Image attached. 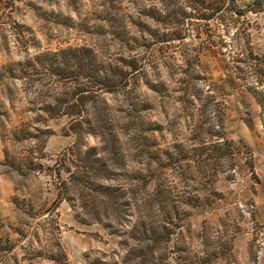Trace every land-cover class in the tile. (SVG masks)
<instances>
[{
	"label": "clouds",
	"instance_id": "clouds-1",
	"mask_svg": "<svg viewBox=\"0 0 264 264\" xmlns=\"http://www.w3.org/2000/svg\"><path fill=\"white\" fill-rule=\"evenodd\" d=\"M0 264H264V0H0Z\"/></svg>",
	"mask_w": 264,
	"mask_h": 264
},
{
	"label": "rangeland",
	"instance_id": "rangeland-1",
	"mask_svg": "<svg viewBox=\"0 0 264 264\" xmlns=\"http://www.w3.org/2000/svg\"><path fill=\"white\" fill-rule=\"evenodd\" d=\"M69 43H71V41H69Z\"/></svg>",
	"mask_w": 264,
	"mask_h": 264
}]
</instances>
